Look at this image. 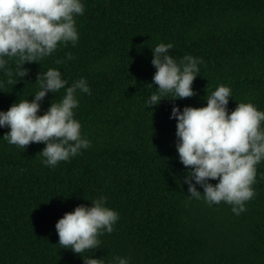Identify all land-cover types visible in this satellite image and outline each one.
Segmentation results:
<instances>
[{
  "label": "trees",
  "instance_id": "1",
  "mask_svg": "<svg viewBox=\"0 0 264 264\" xmlns=\"http://www.w3.org/2000/svg\"><path fill=\"white\" fill-rule=\"evenodd\" d=\"M83 4L75 45L58 42L49 56L25 62L22 79L15 76V58L6 65L11 76L0 71V110L31 100L37 74L48 67L58 68L68 84L85 77L91 89L90 95L77 92L73 110L91 145L54 167L41 164L43 142L20 148L7 143L2 136L9 129L0 128V264H83L80 254L58 243L55 222L100 195L119 219L98 237L97 248L81 255L105 264L114 256L129 264H264V160L256 165L254 196L239 215L223 201L209 206L189 199L186 166L174 146L175 118H169L173 104H206L218 83L230 87L229 110L251 101L264 111V0ZM159 42H171L167 51L177 60L191 54L202 63L193 96L145 106L158 86L151 48ZM66 52L73 58L56 63ZM62 94L46 93L38 114Z\"/></svg>",
  "mask_w": 264,
  "mask_h": 264
},
{
  "label": "clouds",
  "instance_id": "2",
  "mask_svg": "<svg viewBox=\"0 0 264 264\" xmlns=\"http://www.w3.org/2000/svg\"><path fill=\"white\" fill-rule=\"evenodd\" d=\"M83 11V0H0V71L11 76L13 69L6 65L9 58H15V76L22 79L28 72L23 67L25 62H38L49 56L58 42L75 45L79 38L75 16ZM172 48L171 42H159L151 48V64L155 68L152 81L158 86L145 99V106L157 105L163 98L195 94L191 85L202 58L185 54L177 60L167 51ZM72 58V53L66 52L64 61L57 59L56 63ZM35 82L38 88L31 100L20 99L0 110V128L9 129L2 138L20 148L30 142H43L41 164L54 167L91 145L82 135L73 111L79 103L77 92L90 95L91 89L83 76L68 84L55 67L39 72ZM61 89L60 99H52L47 109L38 114L46 93ZM168 93L172 96L168 97ZM230 97V87L218 83L204 97L206 104L182 108L173 104L169 118H175L174 146L178 160L186 166L183 180L188 185V198H202L209 206L223 201L239 215L246 210L244 202L254 196L251 185L255 183L256 165L264 160V111L251 101H239L229 110ZM210 178L216 183H211ZM105 200L100 195L90 205L77 204L55 222L58 243L80 254L83 264H105L101 257L81 255L97 248L98 237L111 233L119 219V213L106 206ZM107 264H129V260L114 256Z\"/></svg>",
  "mask_w": 264,
  "mask_h": 264
}]
</instances>
